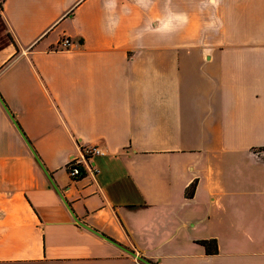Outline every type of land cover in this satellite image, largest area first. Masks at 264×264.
Returning <instances> with one entry per match:
<instances>
[{
    "label": "crops",
    "instance_id": "obj_1",
    "mask_svg": "<svg viewBox=\"0 0 264 264\" xmlns=\"http://www.w3.org/2000/svg\"><path fill=\"white\" fill-rule=\"evenodd\" d=\"M0 96V264H264V0H4Z\"/></svg>",
    "mask_w": 264,
    "mask_h": 264
},
{
    "label": "built area",
    "instance_id": "obj_2",
    "mask_svg": "<svg viewBox=\"0 0 264 264\" xmlns=\"http://www.w3.org/2000/svg\"><path fill=\"white\" fill-rule=\"evenodd\" d=\"M72 41L68 37L62 38L59 43V48L69 49ZM103 151L98 145H85L82 147L81 156H72L67 163V171L73 178L80 177L87 172L96 175L99 173V168L95 165L94 157L102 154Z\"/></svg>",
    "mask_w": 264,
    "mask_h": 264
},
{
    "label": "water",
    "instance_id": "obj_3",
    "mask_svg": "<svg viewBox=\"0 0 264 264\" xmlns=\"http://www.w3.org/2000/svg\"><path fill=\"white\" fill-rule=\"evenodd\" d=\"M0 101H1V103L3 104L4 108L6 109V111L8 112V114L10 115V117L12 118V120L14 121V123L16 124L18 130L20 131V133L22 134V136L24 137V139L26 140V142H27L28 145L30 146V148H31V150H32V152H33V154H34V156L36 157L37 161L39 162L40 166L42 167V169L44 170V172L47 174V176L50 178V180H51L52 184L54 185V187H55L57 190H59L58 187L56 186V184L54 183V181H53V179H52L50 173L48 172V170L46 169V167L44 166V164H43L42 161L40 160V158H39V156L37 155V153H36V152L34 151V149L31 147V145H30L29 141L27 140V138H26L24 132L22 131V129L20 128V126L17 124V122H16V120H15V118H14V115H13L12 112L8 109L7 105L4 103V101H3V99H2L1 96H0ZM63 200H64V202L68 205V203H67V201L64 199V197H63ZM68 207H69V205H68ZM69 208H70V207H69ZM70 211L72 212L74 219H75L78 223H80L81 225H83V226H85V227H87V228H89V229L95 231L96 233L100 234L102 237H104V238L110 240L111 242H113L114 244L118 245V246H119L120 248H122L124 251H126V252H128L129 254L135 256V257H136V258H137L142 264H156L155 262H152L151 260H149V259H147V258H145V257H143V256H141V255H139V254H137L135 251H132V250H130L129 248H127V247H125V246H122L121 244L115 242L114 240H112L111 238L105 236L104 234H101V233H99L98 231H96V230L90 228V227L87 226L85 223H83L79 218H77V216L73 213V211H72L71 209H70Z\"/></svg>",
    "mask_w": 264,
    "mask_h": 264
},
{
    "label": "trees",
    "instance_id": "obj_4",
    "mask_svg": "<svg viewBox=\"0 0 264 264\" xmlns=\"http://www.w3.org/2000/svg\"><path fill=\"white\" fill-rule=\"evenodd\" d=\"M3 1L4 0H0V9L3 8ZM195 187H196V182H193L190 185L189 189L186 191V194L188 196H193L194 191H195ZM200 242L206 247V251L208 253H216L218 251V244H217L216 240L208 239V240H201Z\"/></svg>",
    "mask_w": 264,
    "mask_h": 264
}]
</instances>
